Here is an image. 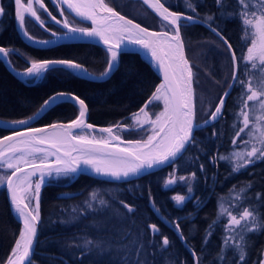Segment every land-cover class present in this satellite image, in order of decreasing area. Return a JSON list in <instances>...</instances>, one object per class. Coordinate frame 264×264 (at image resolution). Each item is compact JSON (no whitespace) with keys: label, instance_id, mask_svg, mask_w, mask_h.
Here are the masks:
<instances>
[{"label":"snow or ice","instance_id":"1","mask_svg":"<svg viewBox=\"0 0 264 264\" xmlns=\"http://www.w3.org/2000/svg\"><path fill=\"white\" fill-rule=\"evenodd\" d=\"M57 4L60 15L48 11L43 0H14L15 18L20 33L29 41L43 46L56 44L60 39L82 40L90 38L89 42L101 43L106 51V67L99 73H90L86 67L70 59L30 60V66L19 73L31 80H40L49 72L61 71L69 75L90 80L106 81L119 71L120 57L124 54L143 51L148 56L150 66L163 79L155 86L149 99L135 113L131 114L132 124L117 123L114 126L97 128L86 123L87 105L84 99L71 93L59 92L46 99L36 113L19 120H0V128L11 131V135L0 137V186L9 193L13 211L22 220V228L11 253L5 264H34L38 241V228L41 223L40 193L44 184L72 180L78 174H87L89 170L103 183H131L133 178L139 179L142 174L164 166L172 167L163 182L165 189L180 185L186 188L185 194L173 195L170 199L177 208H182L188 202H194L199 209L204 201L195 196L193 182L197 181V173L177 175L178 161H186L196 165L200 154L207 155L208 142L215 143L223 133L218 132L215 125L224 119L226 98L232 89L239 88L237 111L231 128L232 149L227 154L218 151L209 157L213 166L223 161L231 168L232 174L247 171L258 162H264V0H235L237 8L229 11V0H214L218 9L216 13L198 11V5L203 0H182L185 11L177 12L166 7L168 0H142L160 18L163 29L151 31L142 27L134 20L128 19L111 7L106 0H52ZM81 20L91 21V27H80L65 16V8ZM47 15L65 30L51 32L49 39H37L26 28V19L36 22L40 27L45 21L38 14ZM5 8L0 6V16ZM221 19H239L241 24V40L246 45V52L238 57L233 46L222 34L216 24V17ZM196 24L207 27L227 49L231 62V80L214 110L207 114V119L198 121L196 117V94L194 89L193 66L185 54L184 40L181 28H190ZM215 25V26H213ZM78 34V35H77ZM128 45L138 46L130 49ZM19 54V50L0 46V62L8 63L10 54ZM241 64L243 67H241ZM13 71L15 69L13 68ZM131 74V70H128ZM254 73L259 76V79ZM243 78H242V75ZM72 102L78 106L79 114L70 123H53L45 127L34 128L29 122L37 119L42 113L59 103ZM157 102H162L163 108L158 113L147 110ZM211 108V105H209ZM203 110V109H202ZM154 116V118H153ZM13 126H25L17 131ZM213 127L210 135L203 140L195 133L206 127ZM51 130V131H50ZM136 131L145 134L146 138L123 141L118 133ZM99 135V138L97 137ZM125 147H121V144ZM219 148V145L217 146ZM193 151L196 155L189 156ZM75 153V155H74ZM54 157V159H49ZM199 171L205 174V165H198ZM226 177L225 179H227ZM213 184L216 176L211 177ZM254 187V181L242 185H232L229 189V202L218 199L216 219L205 229L201 252L197 255L194 247L189 245L188 238L183 234L179 218L169 220L161 214L149 190V204L153 211L167 226L172 228L181 239L184 246L193 256L194 264H204L203 258L210 256L209 264H246L251 247L252 235L264 232V193L255 192L252 196L247 193ZM139 188V185H134ZM62 196L71 198V194ZM108 197V199L105 198ZM120 207H115L114 205ZM123 208L125 211H121ZM136 208L119 199L118 195L94 188L89 191L82 205L73 206L68 219L55 223L61 226H73L87 216L102 215L106 220L93 221L90 227L102 230L107 220H118L122 224L130 220ZM191 215V214H190ZM135 225V222L132 221ZM147 230L151 239L146 243L142 240L143 233L137 230L135 237L128 244L117 249L104 240L81 237V243L53 240L60 243L65 250L76 249L79 257L91 255L97 260L105 256L118 258L119 264H151L144 258L145 249L151 246L160 255L163 264H175V259L169 253L171 242L163 235L155 223L148 224ZM219 227L222 230L220 245L215 253L207 250L206 246L212 235ZM123 239L133 236L130 229L121 228L118 232ZM160 237L158 242L154 241ZM264 255V253H262ZM155 258V255H153ZM183 264V262H181ZM253 264H264V259H258Z\"/></svg>","mask_w":264,"mask_h":264},{"label":"trees","instance_id":"2","mask_svg":"<svg viewBox=\"0 0 264 264\" xmlns=\"http://www.w3.org/2000/svg\"><path fill=\"white\" fill-rule=\"evenodd\" d=\"M44 1L48 8L55 12L56 4L52 0ZM106 3L149 27L163 28L160 18L143 4L142 0H106ZM166 5L173 10L185 11L182 0H168ZM0 6L5 8L4 15L0 16V45L19 50V54L9 55V60L14 67L25 68L30 64V60L48 58L72 59L82 63L94 73H99L106 67L105 48L94 42H61L46 47H37L26 43L15 28L13 0H0ZM236 8L235 0H229L228 10L234 11ZM198 11L203 15L206 12L216 13L218 9L214 0H203V3L198 5ZM67 15L75 21V25H87L71 15ZM40 16L48 28L53 27V21L48 19L45 12L40 11ZM216 24L220 26L222 33L232 44L238 57L242 52H246V45L241 40L242 31L239 19L225 20L217 15ZM54 25L56 29H59L56 24ZM26 28L33 36H49V33L36 22L27 19ZM181 34L187 58L193 66L196 117L198 121H201L214 109L219 96L226 88L231 77L232 62L223 43L204 25L196 24L187 29L182 27ZM241 67H243L242 64ZM128 70H131V74ZM249 74L255 75L259 79L257 74ZM158 82L159 77L149 62L138 52L131 51L120 57L119 71L106 81L75 77L61 71L49 72L40 80L29 81V78L24 80L17 77L4 62H0V117L6 119L25 117L33 113L51 93L64 90L73 92L85 100L88 106L89 122L97 125L123 123L129 119L131 112L138 109L149 98ZM239 95L240 89L237 87L232 89L231 94L227 97L224 106V119L215 125L216 130L223 135L215 143H207V155L200 154L196 165H190L186 161L177 162V175L197 173L198 179L193 182V186L195 196L204 201L202 207L198 209L194 202H188L182 208H177L174 205L170 198L176 194H185L186 188L180 185L174 186L172 189L163 187L164 180L173 170L170 166L143 174L139 179L133 178L131 183H103L101 179L86 174H78L72 180L62 179L59 182L46 183L45 186H42L40 193L41 223L38 229L39 243L35 250L36 255L33 257L34 264H119L115 253L113 258L105 256L102 260H97L91 255L79 257L78 250H65L62 244L52 243V241L72 243L73 237H76L75 242L81 243L82 240L79 238L87 237L107 241L119 249L135 237L137 230L143 233L142 240L145 243L151 239L146 227L151 223L157 224L162 234L166 235L171 242L169 253H165L166 256L171 255L175 259V264H181V262L194 264L193 256L176 232L161 221L153 211L149 204V190L162 215L169 220L179 218L181 230L188 238L189 245L195 248L197 255L201 252L205 229L212 220L216 219L218 199L230 196V193L226 191H229L232 185H242L251 180L254 181V187L247 195L252 196L255 192L264 193V162H258L255 166L249 167L247 171L229 176L231 168L228 164L221 161L218 166H213L209 160V157L217 151L227 154L232 147L231 137L235 130L231 128V124L234 119L233 113L238 110L236 101ZM77 114V105L72 102L59 103L44 112L33 124L70 120ZM212 131L213 127L209 126L195 135L203 140ZM6 132L8 130L0 128V135ZM136 135L144 136L139 132ZM125 137L134 138L136 136L129 134ZM218 145L219 148H217ZM188 155H196V153L190 151ZM200 163L205 165L207 180L205 174L199 171ZM213 174L217 178L215 184L211 179ZM226 177L228 178L225 179ZM134 185H139V188H134ZM94 188L118 195L119 199L133 205L136 212L131 215L130 220H126L123 224L118 220H107L106 226L102 230L90 227L94 220H106V217L102 215L87 216L73 226H61L59 223H55L61 219H68L72 207L82 205V202L88 198L89 191ZM226 188L228 190H225ZM63 193L71 194V198L62 196ZM105 198L108 199L107 196ZM114 206L120 207L118 204ZM121 211L125 210L121 208ZM132 221L135 222V225L132 224ZM19 227L20 222L11 211L4 187L0 186V264H4L9 256ZM121 228L130 229L133 236L123 239L118 234ZM222 234V230L217 227L215 234L211 236L206 246L208 251L215 253L218 250ZM250 239L251 247L246 264H253L254 261L262 259V253H264V232L252 235ZM159 240V236L154 238L155 242ZM144 258L151 264H163L159 253L155 252L151 246L146 247ZM210 259V256H205L204 264H209Z\"/></svg>","mask_w":264,"mask_h":264},{"label":"water","instance_id":"3","mask_svg":"<svg viewBox=\"0 0 264 264\" xmlns=\"http://www.w3.org/2000/svg\"><path fill=\"white\" fill-rule=\"evenodd\" d=\"M13 4H14V0H13ZM111 6V5H110ZM147 6V5H146ZM166 7H168L167 5H165ZM64 8H65V11L69 14V15H71L72 17H74L75 19H77L78 21H81V22H83V23H85V24H87L86 26H80V27H91L92 25H91V21H85V20H81V18H79V17H76L75 16V14L74 13H71L69 10H67V8H66V6H63ZM112 7V6H111ZM148 7V6H147ZM149 8V7H148ZM151 11H153L151 8H149ZM117 10V9H116ZM170 10H172V11H177V10H173V9H171L170 8ZM49 11V10H48ZM118 11V10H117ZM118 12H120V11H118ZM154 12V11H153ZM177 12H181V11H177ZM120 14L121 15H123V16H125V17H127L128 19H132V20H134V22L135 23H139L142 27H147V28H149V30H151V31H161V30H164L163 28H152V27H149V26H147V25H145L144 23H142V22H140V21H138V20H136L135 18H133V17H131V16H129V15H127V14H124V13H122V12H120ZM64 17H62V19H63ZM58 20V19H57ZM14 24H15V28H16V30H17V32H18V34L20 35V37L26 42V43H28V44H30V45H33V46H37V47H46V46H43V45H40V44H35V43H33V42H31V41H29V40H27L21 33H20V30H19V28H18V25H17V21H16V18H15V4H14ZM38 24V23H37ZM57 24V23H56ZM39 25V24H38ZM58 26H60V28H61V30L60 31H55V30H51V32H58V33H60V32H63V31H65L63 28H62V26L61 25H59V24H57ZM214 26V25H213ZM44 30L45 29H49V28H47V26L45 25L44 27H42ZM48 33H49V36H47V37H44V38H40V37H36V36H34V37H36L37 39H49V38H51V32H49V31H47ZM223 34V33H222ZM78 35V34H77ZM224 35V34H223ZM33 36V35H32ZM224 37H225V35H224ZM89 40H90V38H84V39H82V40H64V39H60L57 43H61V42H73V41H87V42H89ZM228 40V39H227ZM229 41V40H228ZM56 43V44H57ZM95 43V42H94ZM230 43V42H229ZM97 44H100L101 46H103L101 43H97ZM54 45V44H53ZM1 46V45H0ZM48 46H51V45H48ZM104 47V46H103ZM128 47L130 48V49H136L138 46H136V45H128ZM234 50V49H233ZM136 52H138L144 59H146L148 62H149V60H148V56L147 55H145V53L141 50V51H136ZM185 54H186V51H185ZM187 56V55H186ZM48 59H67V58H48ZM8 60H9V58H8ZM41 60H46V59H41ZM70 60H72V59H70ZM10 61V60H9ZM75 61V60H74ZM77 62V61H76ZM77 63H80V62H77ZM4 64L7 66V68L13 73V74H15L17 77H19V78H21V79H24V80H27L28 78H26V77H24V76H22V75H19V73H23L24 72V70L27 68V67H29L30 66V64L27 66V67H25V68H16V67H14L13 65H12V63H11V67L9 66V64L8 63H5L4 62ZM82 64V63H81ZM13 68L15 69V71H13ZM87 69V68H86ZM88 70V69H87ZM155 70V69H154ZM88 72H90V73H94V72H91L90 70H88ZM156 73H157V75H158V77H159V82H158V84H160L161 83V81H162V79H163V75H162V73H158L157 71H155ZM230 80H231V77H230ZM229 80V81H230ZM35 81V80H34ZM157 84V85H158ZM227 86H228V84H227ZM227 86H226V88H227ZM225 88V89H226ZM225 89H224V91H225ZM223 91V92H224ZM59 92H64V93H71V94H74V95H76V96H78L77 94H75V93H73V92H70V91H64V90H58V91H55V92H53V93H51L48 97H46L45 99H44V101L46 100V99H48L50 96H53L54 94H56V93H59ZM223 92H222V94H223ZM221 94V95H222ZM151 96V95H150ZM149 96V97H150ZM80 97V96H79ZM81 98V97H80ZM81 99H83V98H81ZM149 99V98H148ZM147 99V100H148ZM227 99V98H226ZM146 100V101H147ZM43 101V102H44ZM145 101V102H146ZM43 102L39 105V107L33 112V113H31V114H29V115H27V116H25V117H21V118H17V119H6V118H2V117H0V120H6V121H12V120H19V119H25V118H27V117H29V116H31V115H33L34 113H36L37 112V110L40 108V106L43 104ZM86 103V102H85ZM218 103V102H217ZM145 104V103H144ZM86 105H87V103H86ZM78 107V106H77ZM87 109H88V106H87ZM214 110V109H213ZM43 114V113H42ZM41 114V115H42ZM78 114H79V109H78ZM77 114V115H78ZM40 115V116H41ZM77 115L74 117V118H72V119H70V120H54V121H51V122H48V123H45V124H38V125H34L33 123L40 117H38L37 119H35V120H32V121H30L29 122V124H30V126L31 127H34V128H39V127H45V126H47V125H50V124H53V123H64V124H67V123H70L72 120H74V119H76V117H77ZM204 119H207V117L206 118H204ZM203 119V120H204ZM85 120H86V123H89V124H93L94 126H96L97 128H102V127H110V126H114V125H116L117 123H114V124H110V125H97V124H94V123H91V122H89L88 121V110H87V113H86V117H85ZM203 120H201V121H203ZM14 127V129L15 130H17V131H22V130H24V127L25 126H13ZM51 131V130H50ZM5 135H11V131H8V132H6V133H3V134H1L0 135V137H3V136H5ZM121 139L123 140V141H128V140H131V139H125V138H123V137H121ZM121 147H125L126 145L125 144H121L120 145ZM74 155H75V153H74ZM50 160L51 159H54V157H50L49 158ZM164 167H166V166H164ZM164 167H161V168H164ZM161 168H157V169H153V170H151L150 172H152V171H156V170H158V169H161ZM86 175H88V176H91V177H95V178H97L95 175H93L92 174V172L89 170V172L86 174ZM143 175V174H142ZM4 190H5V193H6V196H7V199H8V201H9V205H10V208H11V211L13 212V214L16 216V218L19 220V222H20V229H19V232H20V230H21V228H22V220L17 216V214L13 211V209H12V206H11V204H10V199H9V193L7 192V190H6V188L4 187ZM39 229V228H38ZM18 236H19V233H18V235L16 236V239L18 238ZM14 245H15V242H14V244H13V246H12V248L14 247ZM11 248V249H12ZM10 253H11V251H10ZM6 262V261H5ZM5 262H4V264H5Z\"/></svg>","mask_w":264,"mask_h":264},{"label":"rangeland","instance_id":"4","mask_svg":"<svg viewBox=\"0 0 264 264\" xmlns=\"http://www.w3.org/2000/svg\"><path fill=\"white\" fill-rule=\"evenodd\" d=\"M25 3L27 2V0H25L24 1ZM43 2H44V4L46 5V3H45V1L43 0ZM47 6V5H46ZM48 8V7H47ZM58 8V7H57ZM58 10H59V8H58ZM46 13V12H45ZM38 14L40 15V11L38 12ZM47 14V13H46ZM48 18L51 20V21H53L49 16H48ZM56 18L58 19V20H60V18L58 17V16H56ZM43 20V19H42ZM53 23L54 24H56L54 21H53ZM42 28V27H41ZM43 29V28H42ZM56 31V30H55ZM40 38H44V37H40ZM9 58V57H8ZM157 86V85H156ZM155 89V88H154ZM154 91V90H153ZM152 94V93H151ZM145 103V102H144ZM144 103L140 106V107H142L143 105H144ZM139 107V108H140ZM139 108L138 109H136V110H134L133 112H131L130 114H129V119L127 120V121H125V122H123V123H120V124H123V125H131L132 124V119L130 118L131 117V114L132 113H135V112H137L138 110H139ZM162 108H163V104H162V102H157V104H155V105H153V106H150L147 110L149 111V113L151 114V113H158V112H160L161 110H162ZM153 118H154V116H153ZM136 131H129V132H122V133H118V134H120L121 135V137H123V138H125V139H131V140H136V139H141V138H146V136H145V134L144 133H142V132H139L141 135L143 134L144 136L143 137H139L138 135H136ZM129 134H133V135H135L136 137H134V138H127V137H125V135H129ZM97 137L99 138V135L97 134ZM232 149V147L230 148V150ZM225 190H228V188H226ZM227 193H229V191H226ZM229 196V195H228ZM228 196L227 197H223L222 199H220V200H222L223 202H225V203H227V202H229V200L227 199L228 198ZM19 229H20V227H19ZM18 233H19V231H18ZM18 233H17V235H18ZM16 240V239H15ZM15 242V241H14ZM14 244V243H13ZM262 259H264V255H263V257H262Z\"/></svg>","mask_w":264,"mask_h":264},{"label":"flooded vegetation","instance_id":"5","mask_svg":"<svg viewBox=\"0 0 264 264\" xmlns=\"http://www.w3.org/2000/svg\"><path fill=\"white\" fill-rule=\"evenodd\" d=\"M48 7V6H47ZM48 10L52 13V15H54V16H58L59 18H60V20H62V16L60 15V12H59V10H58V8H57V4L55 5V12L54 11H51L49 8H48ZM56 15H55V14ZM68 13L65 11V16L70 20V21H72V22H74V24H75V21H73L68 15H67ZM49 19V18H48ZM57 25V24H56ZM58 26V25H57ZM59 27V29H56V26L53 24V27H50L49 29H51V30H56V31H60L61 30V28H60V26H58ZM48 28V27H47ZM46 31V30H45Z\"/></svg>","mask_w":264,"mask_h":264},{"label":"bare ground","instance_id":"6","mask_svg":"<svg viewBox=\"0 0 264 264\" xmlns=\"http://www.w3.org/2000/svg\"><path fill=\"white\" fill-rule=\"evenodd\" d=\"M103 128V127H102ZM45 186V185H44Z\"/></svg>","mask_w":264,"mask_h":264}]
</instances>
